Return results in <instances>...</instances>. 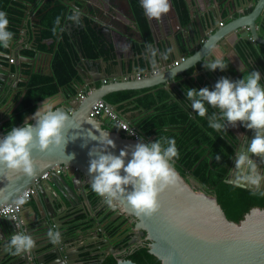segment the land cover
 <instances>
[{"label":"water","instance_id":"water-1","mask_svg":"<svg viewBox=\"0 0 264 264\" xmlns=\"http://www.w3.org/2000/svg\"><path fill=\"white\" fill-rule=\"evenodd\" d=\"M46 1L47 0H44L39 8H42ZM62 1L68 4L73 10H78L79 14L86 12L75 0ZM126 1L134 17L131 3L129 0ZM233 1L234 0H216L215 7L209 11L205 24L199 20L198 14H195L193 20L183 27V31L188 32L193 29L194 22L197 23L198 29L192 36L185 32L181 37L176 36L174 40L166 41L164 46L155 43L156 41L154 42L153 47L159 50L155 59L158 67H156V69H162L158 71L160 75L149 74L140 79L133 77L134 74L142 71L141 63L136 60L133 64L130 58L127 59L128 68H124L123 63L126 60L125 58L118 59V50L115 47L113 58H98L101 63L105 64V68L103 65L98 66L96 63L97 60L95 61V59H93L94 64H92V67L94 73L90 74L88 72V76L83 78V80L89 83L90 87L92 86L93 88L87 94L86 99L81 101L76 98L75 94L72 96V99L65 98V103L57 107V109L65 112L68 116L64 134L69 142L65 148V152L63 146L55 149L51 153H42L34 150L32 159L34 161L35 174L31 177L20 172L11 171L5 166L0 165V207L14 202L24 190L33 185L37 188L36 194L34 195L37 205L40 207V199H42L43 203L46 205V211L41 213V220H36L35 222H24L22 214H19L16 219L12 217H1L0 243L3 244V247L8 242L10 236L16 232H23L32 237L39 235L43 237L42 241H48L47 233L50 229L61 233L60 244L53 245L50 242L47 243L52 245L49 252L52 260L49 263L47 262L46 255L40 254L37 247H35L31 253L18 259L20 264H76V262L72 260L74 256H80V248L74 250L72 247L79 242H83L84 239L77 240L76 244H68L67 240L62 237L64 233L60 230L61 225L59 221L61 217L52 214L51 205L59 203L66 208L68 203L74 205V202L76 200L78 201L79 197L88 200L86 190L91 188L90 180L92 178L88 173L90 161L88 153L93 147H98L100 145L99 140H92L90 135H95L101 140H106L107 138L113 140L115 148H110L109 151L117 156L120 154L121 150L139 142V140L126 137L120 130L104 127L101 121L89 117V111L96 101L105 100V97L109 93L118 90L150 88L155 92L158 87L171 89L179 82L175 79L182 75L188 68L197 66L200 60L215 59L211 49L217 45L223 46L222 39L229 34L235 35L238 43L247 39L254 40L256 43L264 45V32L261 30L264 28V0H238L237 6ZM252 2H255L252 11L246 15L242 14L240 10H242L244 4L248 3V5H250ZM33 6L34 4L30 5V7ZM226 11H228L227 25L217 29L211 38L208 37L205 40L206 31L208 30L206 25L215 27L219 22H223V15ZM89 15L95 20H98L97 17H95L96 15L91 13H89ZM24 16L25 19H22L18 25L21 29L19 34H23L22 31L24 28H29L30 39L28 45L29 48H35L37 46V37L41 34V27L39 26L41 22L40 14L36 12L28 16V11H26ZM100 20L103 21V19ZM94 26H97V29L102 33L108 30V28L105 27V29L103 26H98L96 24H94ZM66 27H70V24H67ZM139 37L140 42L144 43L145 39L140 29ZM106 38L112 42L109 36L106 35ZM13 44L14 42L11 41L8 47L11 54H7V57L19 58L18 70L16 71H18V75L20 74L22 78L25 76L27 80L24 81V79H20L18 82H28L31 75H25L23 73L22 60L31 61L34 70L37 59L46 52L38 51L35 57H29L22 54V49H19V45L13 46ZM200 44L201 47L197 51H194ZM231 46L232 49H235L236 44ZM50 49L51 46H48V50ZM131 49L136 54V50L134 48ZM168 49L172 51L169 53L167 59H165L160 53H164ZM225 51H228V49ZM145 52L146 50H144V53ZM191 52L192 54L190 55ZM49 55L51 58L53 57V53H49ZM143 57L144 56H140V58ZM179 59H181V64L179 66H173L172 62ZM82 60L86 62L90 59L82 56ZM146 62L149 71H152L151 58H147ZM110 63L114 64V71L107 70L106 67ZM85 66L87 67V64L78 69L80 71L79 76L81 75V77H83L82 73H87V71H85ZM12 69V65L8 64L6 66L0 62V81L2 82L0 84V99L4 94L9 95V99L0 108V112L4 111L6 106L12 101L15 95V87H18V83L14 84V86H12L11 83L8 84ZM118 69L120 72H118ZM204 71L211 72V70L207 69ZM215 72L219 73V70ZM49 74H53L51 65ZM222 76L219 75L218 79ZM236 77L237 76L228 75V78L233 81ZM105 80H107V83H105ZM62 93L63 89H60L57 94L60 95ZM3 100L0 101V105L4 103ZM19 104L20 102L17 104V107ZM113 106L118 110L117 105ZM33 114L28 116L23 124L26 120L31 121ZM1 117L2 121H0V124L6 121V119H3V114ZM128 120L132 125H135L136 122L134 118L131 117L128 118ZM31 122L35 124V121ZM245 133V137L239 139V146L232 157L230 173L226 181L250 190H257L255 186L244 182L240 176L243 172L244 175L248 174L249 169L247 163L239 167L236 166V160L239 154L246 151L251 138L254 136V132L251 130L245 129ZM149 140L151 142L155 141L154 138H150ZM72 154L75 155V158L71 160L70 156ZM207 156H210L209 151ZM130 158L131 154L129 152L128 159ZM203 158L204 157H202L192 169L183 167L177 160H175L174 164L181 166L186 171L187 175L202 186L205 191L200 192L195 190L187 182V177H184L173 164L178 175L177 183L168 186L159 193V209L151 217H137L134 210L125 199L117 201L115 207L112 208L105 204L103 198V203H101L99 199L97 203L102 209L106 207L111 209L112 221L124 214L135 217L137 222L132 226L135 227L136 230L141 231L142 234L147 233V238L151 240L149 251L155 255L162 264H264V208H253L239 223L228 219L216 195L211 193L214 188L205 186L193 172ZM251 159L257 165L258 170L260 168L262 169V174L264 172V160L255 156L251 157ZM210 162L212 163L211 158ZM55 165H67L68 170L66 173L61 174L53 172L50 177L42 179L39 184H36V180L40 178L42 173ZM261 190H264V185H262ZM88 212L91 214L92 210H88ZM2 231H4L5 237L2 235ZM138 235L139 238H142L139 233ZM96 236L99 240L103 238L102 242L105 243V245L109 244V246H112L113 240L105 231L103 232V229H99ZM111 251L115 253V251L118 250L112 246ZM6 255L9 254H2V252H0V264L6 258ZM106 255L107 253L103 254L101 259L104 260ZM12 257L13 256H11V258ZM119 264L135 263L130 260H120Z\"/></svg>","mask_w":264,"mask_h":264},{"label":"trees","instance_id":"trees-1","mask_svg":"<svg viewBox=\"0 0 264 264\" xmlns=\"http://www.w3.org/2000/svg\"><path fill=\"white\" fill-rule=\"evenodd\" d=\"M129 1L145 41L152 42L153 32L149 18L145 16L141 8L140 0ZM39 2L38 0H0V11L7 13L8 30L13 33V39H16L18 25L22 21L28 4H36L37 7ZM172 2L182 24H186L197 11L195 0H172ZM72 11L73 9L62 0L44 2L40 9L41 34L37 37V46L24 49L22 53L33 56L38 51L53 52V74L32 72L26 67V73L31 75L30 80L19 84V92L14 96L13 101L20 100V104L10 119L0 125L1 131L7 133L13 127H20L28 116L35 113L40 101L56 95L60 89L67 88L68 95H75L77 90L75 84L79 77L78 66L82 56L88 59L114 57V44L97 29V26H94L93 19L86 17L84 25H75L67 18ZM57 16L61 17V26L64 30L63 32L58 30L57 35H53L52 28L55 26ZM67 24H70L71 30L70 27H66ZM47 39L51 40L49 44L44 43ZM48 46H51L50 50ZM237 50L246 63V69H240L234 57L225 58L224 63L228 67L224 73L220 70L219 73L215 72L217 78L219 75L226 77L229 75L237 76L235 79L237 80L253 70H258L262 77L259 83L264 86V45L244 39L238 43ZM0 52L8 53L9 48H0ZM0 62L6 65L8 59L0 55ZM197 68L200 72L204 70L201 63ZM197 68L191 67L186 70L181 77L179 76L178 84L171 89L158 87L155 92L150 88L118 90L109 93L105 100L111 105H117L118 111L126 117L130 112L145 113L143 116H134L136 122L134 126L147 142H151L150 138H154L155 141L160 137L175 138L179 151L177 161L183 167L192 169L204 157L193 171L195 176L205 186L214 188L211 193L216 195L228 219L239 223L253 208H264V196L259 195L258 190H250L226 181L239 136L231 127L224 132L210 129L207 118L202 119L192 113L190 101L186 100L188 88H214L208 72L194 76ZM172 95L174 98L171 100ZM206 107H208V115L218 111L210 106L206 105ZM104 127L111 128L112 125L108 122L104 124ZM208 151L210 156H207ZM217 155L221 157L219 161L216 159ZM174 165L184 177L187 176L181 166ZM254 191L256 195H253ZM92 195L97 201V195L94 192ZM87 216V214H81L77 219L84 220ZM92 223L91 220L87 222L88 226ZM111 230L115 233L117 229L113 227ZM124 260H130L135 264H162L155 255L150 253L147 244L126 256ZM98 262L91 264H98ZM101 264H119V260L115 256H109Z\"/></svg>","mask_w":264,"mask_h":264},{"label":"clouds","instance_id":"clouds-1","mask_svg":"<svg viewBox=\"0 0 264 264\" xmlns=\"http://www.w3.org/2000/svg\"><path fill=\"white\" fill-rule=\"evenodd\" d=\"M140 5L145 16L156 20H160L171 8L169 0H140ZM78 16V10L74 9L67 18L70 22H75ZM8 28L7 13L0 11V48L7 49L13 39V33ZM58 30H64L60 16L56 17L55 26L52 28L53 35H57ZM145 47V57L151 58L155 72V58L159 50L150 44ZM171 51L168 49L160 55L167 59ZM0 55L4 53L0 52ZM203 67L213 72H223L228 66L221 58H216L208 60ZM261 78L258 70H253L235 81L222 76L212 89L188 88L186 100L190 101L192 113L202 119L207 118L210 129L224 132L229 127L242 126L254 132L246 151L239 154L236 166L247 163L249 171L242 177L243 181L255 186L259 195L264 196V190H261L264 174L259 172L251 159L255 156L264 160V86L259 83ZM206 105L218 111L208 115ZM31 121H35V124ZM31 121L26 120L22 126L13 127L5 136L0 137V165L28 177L35 174L32 159L34 150L51 153L63 146L65 152L69 142L64 134L68 116L55 108L52 100H45L35 111ZM90 138L100 142L98 147H93L88 153L91 190L103 198L110 208L115 207L117 201L125 199L137 217H151L156 213L159 209V193L168 186L175 185L178 180L173 167L175 160L179 159L175 138L160 137L154 142L139 140L135 145L121 150L118 156L109 151L110 148H115L113 140H101L95 135H90ZM70 157L72 160L75 155ZM216 159L219 161L220 155ZM256 194L254 191L253 195ZM26 203L27 199L24 197L15 201L18 207ZM47 238L51 244L58 245L61 242V233L50 229ZM35 247L36 241L31 235L16 232L10 236L4 251L13 257H22L31 253Z\"/></svg>","mask_w":264,"mask_h":264},{"label":"crops","instance_id":"crops-1","mask_svg":"<svg viewBox=\"0 0 264 264\" xmlns=\"http://www.w3.org/2000/svg\"><path fill=\"white\" fill-rule=\"evenodd\" d=\"M75 1H77L78 5L86 11L85 13L82 12L81 14H79L78 19L74 22L75 25H84V19L86 17H88V18L93 19L94 24H96L98 26H103L104 28L105 27L108 28V30H105V32H107V33L104 32L103 34L105 37L107 35L111 38L112 43L114 44V47L117 48V50H118V59L125 58L126 61H124V63H123L124 68H126L128 65L127 59L131 58L133 64L135 63L136 60H137V62L141 63L142 71H149L148 66H147V62L145 59V53H144V50H146V47H145L146 44H150L153 46L154 42L156 41L155 43H158L160 46H164L166 44V41L167 42L172 41L176 38V36H179V37H181V35L183 36L185 34V32H187V31H183V27L185 25L189 24L193 20L195 14H198L199 20L201 22H204V24H205L206 18L209 14V11L215 7V3H216V0H195L196 1V7H197L196 13L193 15V17L186 24H182L177 12L175 11L174 4H173L172 0H169L171 8L167 14H164L160 20L149 19L150 26H151V29L153 32L152 42L148 43L145 41L144 43H141L140 37H139V29L140 28L136 22L135 17L132 16L131 10H130L126 0H75ZM233 2H235L236 6L238 5V0H234ZM254 5H255V2H252L250 5H248V3H245L242 10H240V11L242 12V14L246 15L252 11ZM89 13L96 15L95 17H97L98 20H95L91 15H89ZM30 14L28 16H30ZM227 14H228V11H226L223 15V17H224V21H223L224 24L223 25H220V22L215 27H209L208 25H206L208 30L206 31L207 34H206L205 40L208 37L211 38L213 33L217 29H220V28L225 27L227 25ZM99 18L103 19L104 22L101 21ZM22 19H25V16H23ZM97 22H98V24H97ZM18 28H19V26H18ZM69 29L71 30V27ZM197 29H198V25H197V23L194 22L193 29L188 31L187 33L191 34V36H192V34H194ZM20 30L21 29L19 28L16 39L12 40L14 42V46L15 45H19V46L21 45L22 49H28L29 45L27 43L29 42V39H30V30H29V28H24L22 31L23 34H21V35L19 34ZM236 38L237 37L233 34L227 35L225 38L222 39L224 47L217 45V46H214L211 49V51H212L213 57L215 59L221 58L223 60V62H224L225 58L234 57L236 62H237V66L240 69L244 70L246 68V63L244 60H242V58L240 57V54L237 50L238 42L236 41ZM50 42H51V40H49V39L44 40V43H46V44H49ZM233 44H236L235 49L231 48L232 47L231 45H233ZM200 47H201V44L197 48H195L194 51H197ZM225 47H226V49H225ZM131 48H134L136 50V54L132 51ZM227 49H228V51H225ZM49 53H53V52H46V53L42 54L37 59L36 69L39 71V73H42V74H49L50 73V65H51V69H52L53 57L51 58ZM191 54H192V52L190 53V55ZM2 56L6 57L8 59L6 54H4ZM140 56H144V57L140 58ZM215 59H213V60H215ZM22 61H23V69H24L23 73L25 75H28L26 73V70H27L26 67L31 68L32 64L30 63V61H27V60H22ZM95 61H96L98 66L103 65L105 68L104 63H101L98 59H95ZM176 61H179V63L177 65H175ZM18 62H19V58H14V63H16L17 66H18ZM206 62H208V60H205V59L200 60L197 63V66L200 63L205 64ZM9 63H10V61L8 60V64ZM86 64H87V67L85 66L86 69L85 68L84 69H85V71H87V73L86 74L82 73L83 77H81V75H80L78 77V82L75 84V86L77 88L76 94L78 93V91L82 87H85V86L90 87L89 83L85 82L83 80V78L88 76V72L90 74L94 73L93 67H92V64H94L93 59H90L89 61H86V62L81 59V63L79 64L78 69L80 67L86 65ZM180 64H181V59L175 60L174 62H172L173 66H179ZM197 66H193V67L197 68ZM106 68L108 71H114L115 67H114V64L110 63L107 65ZM17 70H18V68H17ZM161 70L162 69H160L159 71H161ZM204 70H205V68H204ZM204 70L202 72H200L197 68L194 76H196V77L200 76L201 73L205 72ZM6 71H7V69H6ZM118 72H120L119 69H118ZM208 73H209L210 81H212L214 83L213 85H215L216 81L218 80L216 73L213 71L208 72ZM222 73H224V71ZM78 74H80L79 70H78ZM182 75H180V77ZM180 77L178 76L175 80L179 81ZM182 78H184V77H182ZM186 78H187V76H186ZM20 79H25V76H24V78H22L20 76V74L18 75V71H12V73L9 76L8 84L11 83L12 86H14V84H16V81L18 82V80H20ZM91 88H92V86H91ZM68 92H69V89L63 88L62 94H60V95L56 94V95H53V96H50V97L43 99L42 101L39 102V106L45 100H52L54 102L55 108H57V107H59L65 103V101H66L65 98L72 99L73 95L72 96L68 95ZM7 95L8 94H4V96L0 99V101H2L3 98L5 100L8 97ZM172 98H174L173 95L171 96L170 99L172 100ZM0 108H1V105H0ZM2 114H3V111L0 112V121H2V117H1ZM143 115H144V113L133 114L130 112V113H127V118H131V117L134 118V116H143ZM233 130L235 131V133L239 137L245 134L244 133L245 128L242 126H238L236 128H233ZM1 132H3V131L0 130V133ZM261 171H262V169L260 168L259 172L261 173ZM262 174H264V172ZM240 176L243 177L244 172L241 173ZM86 191H87L86 195L88 197V200H84L82 197H79L78 201L76 200L74 202V205H71L70 203H68V206L66 208H65V206H61L59 203H57L56 205H51L49 202V204L51 205L52 214L54 216L61 217L60 218L61 220L59 221V224L61 225L60 230L64 233L62 237H64L67 240L68 244H72V243L76 244L77 240L79 241V239H82V238L84 239L83 242H79L78 244H76L75 246L72 247V249H74V250H76L77 248L81 249L79 252L80 256L79 257L74 256V258L72 260V261H75L76 264H85V263L91 264V263L96 262L97 259H95L94 256L86 255V253H84L82 251V246L89 244V246H92V249L103 248L102 245H99V243L102 242L103 238L100 240L97 239L96 233L99 229L108 228V227H111L114 225V223L112 221V216L110 218L108 217V214L110 213L111 209L107 208V210H105V209H102L98 205L97 201H95V199L92 195L93 191L91 190V188H88ZM39 204H40V207H39V205H37L35 197H33L26 204L24 210L21 212L22 219L24 220V222H29V221L35 222L36 220H41V213L42 212L44 213L46 211V205H45V203H43L42 199L39 200ZM88 210H92L91 214H89ZM81 214H87L88 216L84 220H78L77 218ZM89 220L93 221L91 226H88V224H87V222ZM103 232H104V230H103ZM2 235L5 237L4 231H2ZM33 239L36 241V247L39 250V253L45 254L47 257V262L49 263L52 260V257L49 254L52 245L47 244L49 242V240L48 241H42L43 237H41L39 235L33 236ZM97 244H98V246H97ZM0 252H2V254L7 253L6 251H4L3 244H1V243H0ZM19 258L20 257H12L11 258V255H6V258L3 260V262L1 264H20V262L18 260Z\"/></svg>","mask_w":264,"mask_h":264},{"label":"flooded vegetation","instance_id":"flooded-vegetation-1","mask_svg":"<svg viewBox=\"0 0 264 264\" xmlns=\"http://www.w3.org/2000/svg\"><path fill=\"white\" fill-rule=\"evenodd\" d=\"M40 1L39 4L37 5L36 7V4L33 6V7H30L31 4H28V7L25 9V13L26 11H28V15H33L34 13L37 12V14H40V9L39 8L41 6V4L43 3V0H38ZM263 32H264V28L261 29ZM15 40V39H14ZM253 42H256L254 40H251ZM29 43V42H28ZM27 43V44H28ZM11 44V43H10ZM14 46V44H13ZM17 46V45H15ZM28 46V45H27ZM21 47V48H20ZM19 49H22V46L20 45L19 46ZM28 49H30L28 47ZM24 49H22L23 51ZM44 52V51H43ZM4 54H11L10 50L8 53H4ZM23 54V53H22ZM37 54V53H36ZM24 55V54H23ZM26 56V55H25ZM29 57H35V55L33 56H29ZM13 59V60H12ZM8 60L10 61L9 65H12L13 69L12 71H16L18 66L16 63H14V58L13 57H8ZM19 63V62H18ZM31 63V61H30ZM32 64V63H31ZM8 64H6L7 66ZM32 72H39L37 69H36V66H35V69L33 70V67L31 65V68H29ZM246 69V68H245ZM15 73V72H14ZM27 79H24V81H26ZM25 83L23 81H19L16 83H18V87L16 88L15 87V95L17 94V92H19V84L20 83ZM26 92V91H25ZM14 95V96H15ZM9 99V95L8 97L4 100V103L1 104V107L6 103V101ZM20 102V100H18L17 102L12 101L6 106V108L4 109L3 111V115H4V118L3 119H6V121L8 119H10L11 115L14 113L15 109L17 108V104ZM1 125V124H0ZM5 134H7L6 132H4ZM244 133H245V130H244ZM246 134V133H245ZM245 134L240 136L239 139L242 137L244 138L245 137ZM239 140H238V143H237V147L239 146ZM236 147V149H237ZM97 198L102 202V198L97 196ZM97 199V200H98ZM99 201V203H100ZM107 208L109 209V207H106L105 210H107ZM112 216V212L110 211V213L108 214V217L110 218ZM137 220L135 217H133L132 215H127V214H124L120 217H118L116 220L113 221L114 225L111 226V227H108V228H104L103 230L108 234V236L113 240V243H112V246L117 249L118 251H115V253H113L111 251V247L112 246H109L108 245H105V243L101 242L99 243V245H102L103 248L101 249H98V248H95V249H92V246H89V244H86L84 245V247L82 248V251L84 253H86V255H91V256H94L96 260V262H98V264H101L102 262H104L109 256H115L117 257V259L120 261V260H124V258L126 256H129L131 255L132 253L135 252V250H137L138 248H140L141 246H144V245H150L151 244V240H149L147 238V233L145 234H142L141 231L139 230H136L135 227H133L132 225L136 224ZM112 223V224H113ZM113 227H116V231L115 233L111 230ZM138 233L142 236V238H139V235ZM98 246V245H97ZM107 248V250H106ZM106 258L104 260L101 259V256L103 254H106ZM86 264V263H85Z\"/></svg>","mask_w":264,"mask_h":264},{"label":"built area","instance_id":"built-area-1","mask_svg":"<svg viewBox=\"0 0 264 264\" xmlns=\"http://www.w3.org/2000/svg\"><path fill=\"white\" fill-rule=\"evenodd\" d=\"M223 24L224 22H220V25H223ZM178 63L179 61H176L175 65H177ZM158 71L159 69H156L155 72L154 70L141 71V72L134 74L133 77L140 79L145 76H148L149 74L158 73ZM105 83H107V80H105ZM91 90L92 88L89 86H85L81 88L77 93V96H76L77 99L84 100L87 94ZM89 117L101 121L102 124H106L110 122L113 128L120 130L128 138L147 142V140L141 135L138 128L132 125L125 115L121 114L120 111L116 110L113 105H111L105 100H98L93 104V106L91 107L89 111ZM5 135L6 134L4 132L0 133V137H3ZM67 170H68L67 165H55L51 167L49 170H46L45 172H43L40 178L36 180V184H39L42 179H46L50 177L53 172L57 174H61V173H66ZM36 191H37V188L35 185L30 186L26 190H24L18 198L24 197L27 199V203H28L34 197V195L36 194ZM15 201L0 207V218L1 217H12L16 219L19 216V214H21V212L24 210L27 203L24 204L23 206L18 207L15 204Z\"/></svg>","mask_w":264,"mask_h":264},{"label":"rangeland","instance_id":"rangeland-1","mask_svg":"<svg viewBox=\"0 0 264 264\" xmlns=\"http://www.w3.org/2000/svg\"><path fill=\"white\" fill-rule=\"evenodd\" d=\"M104 125V124H103ZM112 129H116V128H113V127H111ZM187 178H186V180H187V182L195 189V190H197V191H200V192H204L205 191V189L202 187V186H200L197 182H195L194 180H192V178L189 176V175H187L186 176ZM84 246V245H83ZM83 246H82V248H83ZM81 250V249H80Z\"/></svg>","mask_w":264,"mask_h":264},{"label":"bare ground","instance_id":"bare-ground-1","mask_svg":"<svg viewBox=\"0 0 264 264\" xmlns=\"http://www.w3.org/2000/svg\"><path fill=\"white\" fill-rule=\"evenodd\" d=\"M76 96H77V94H76ZM86 97H87V96H86ZM76 98H77V97H76ZM85 99H86V98H85ZM85 99H84V100H85ZM81 101H82V100H81Z\"/></svg>","mask_w":264,"mask_h":264}]
</instances>
